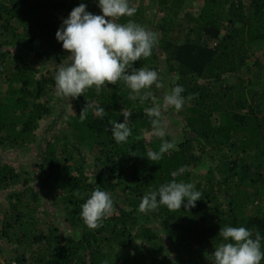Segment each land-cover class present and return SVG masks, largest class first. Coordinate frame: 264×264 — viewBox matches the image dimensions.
I'll list each match as a JSON object with an SVG mask.
<instances>
[{
	"label": "trees",
	"instance_id": "1",
	"mask_svg": "<svg viewBox=\"0 0 264 264\" xmlns=\"http://www.w3.org/2000/svg\"><path fill=\"white\" fill-rule=\"evenodd\" d=\"M186 2L141 0L134 16L115 21L157 34L151 56L133 67L155 70L163 87L142 90L151 97L141 103L123 80L93 86L68 101L65 131L38 146L39 123L61 98L55 72L70 61L55 33L80 3L101 11L96 0H0V147L37 153L29 173L0 164L4 264H213L221 227L264 237V0H198L191 19ZM177 84L184 105L168 109L180 118L179 137L157 138L145 109ZM122 110L132 134L116 143L108 129L123 122ZM165 140L176 147L150 161ZM173 179L201 192L195 207L138 210L145 193ZM97 187L113 211L90 229L80 206Z\"/></svg>",
	"mask_w": 264,
	"mask_h": 264
},
{
	"label": "clouds",
	"instance_id": "2",
	"mask_svg": "<svg viewBox=\"0 0 264 264\" xmlns=\"http://www.w3.org/2000/svg\"><path fill=\"white\" fill-rule=\"evenodd\" d=\"M101 14L87 11V5L80 3L74 7L67 18L62 20L55 33V38L67 50L70 61L60 64L54 81L59 96L75 99L95 86L97 91L106 84H117L123 80L131 90L133 99L139 98L143 103L151 93L143 91L155 85L163 87L158 73L146 67H133L134 62L142 57L151 56L153 47L158 43L157 34L137 24L133 20L126 23L115 22L120 17H132L137 9L130 6L129 0H96ZM182 85L171 87L163 96V106L180 110L185 102ZM192 97H189L191 99ZM91 105L87 104L79 113L81 121L87 118ZM97 116L103 117L105 109L97 106ZM150 118L155 137L165 136L158 107L145 109ZM123 122L111 121L108 129L116 143L126 142L132 134L128 126L131 112L122 110ZM175 144L167 140L160 145L159 151H148L150 161H158L163 154L174 149ZM177 173H172L175 177ZM201 192L192 183L177 182L175 179L161 184L156 190L143 195L138 205L141 213L156 210L165 206L169 211L195 207L200 200ZM113 211V200L110 194L101 188H95L80 206V217L90 229L99 227L104 218ZM221 243L212 253L213 264H261L264 260L262 240L264 237L257 231L244 227L224 226L219 230Z\"/></svg>",
	"mask_w": 264,
	"mask_h": 264
},
{
	"label": "rangeland",
	"instance_id": "3",
	"mask_svg": "<svg viewBox=\"0 0 264 264\" xmlns=\"http://www.w3.org/2000/svg\"><path fill=\"white\" fill-rule=\"evenodd\" d=\"M147 1V0H142ZM141 2V0H129L130 5H137ZM198 0H187L184 10L186 13H189L190 19L196 17V5L198 4ZM149 14L152 15L155 14L154 10L148 11ZM160 19V18H158ZM186 18L182 15V23L186 26ZM61 97L60 99L57 98L55 101V109L53 112V115L50 117H47L46 119L42 120L39 123V129L37 131L38 133V146H42L49 138L52 136H55L60 131H65V125L63 120H61V116L64 114H67L70 110L69 106H67L68 101L71 98L67 97ZM156 107L161 109V121L165 130V135L170 138L171 140H175L179 137V129L180 126L176 124L180 118L175 117V113L170 111L168 107L163 106V103L161 102L160 105L156 104ZM69 108V109H68ZM166 110L168 113H166ZM150 138V134L147 135ZM146 136V137H147ZM36 152L28 151V150H10V149H4L3 147H0V164H6L7 166H10L17 172V174L22 175L24 172L29 173L31 170L34 169V163L36 161ZM4 195H0V201L2 202L4 199ZM53 222H55L56 225H59V222L57 219H54ZM2 246L5 248L6 245L2 244ZM1 246V248H3ZM5 254L0 253V264H4L5 262Z\"/></svg>",
	"mask_w": 264,
	"mask_h": 264
},
{
	"label": "built area",
	"instance_id": "4",
	"mask_svg": "<svg viewBox=\"0 0 264 264\" xmlns=\"http://www.w3.org/2000/svg\"><path fill=\"white\" fill-rule=\"evenodd\" d=\"M10 264H17V263H15V262H11Z\"/></svg>",
	"mask_w": 264,
	"mask_h": 264
}]
</instances>
